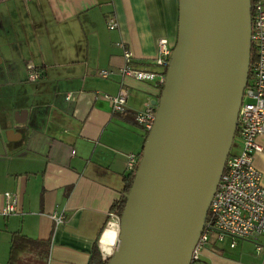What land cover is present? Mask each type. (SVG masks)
Here are the masks:
<instances>
[{
	"label": "crops",
	"instance_id": "obj_1",
	"mask_svg": "<svg viewBox=\"0 0 264 264\" xmlns=\"http://www.w3.org/2000/svg\"><path fill=\"white\" fill-rule=\"evenodd\" d=\"M177 29L178 0H0V88L18 93L15 102L0 97V208L5 191L18 208L0 213V264H88L94 245L103 258L111 255L116 240L103 242L102 234L108 225L118 232L110 213L124 194L127 154L141 157L147 136L135 114L156 109L161 93L157 75L121 73L117 43L131 49L132 67L159 74L158 40L173 47ZM28 64L42 76L27 80ZM121 90L124 113L104 97ZM257 141L253 163L264 184V134ZM54 211L64 215L57 228ZM20 235L29 242L12 254ZM241 240L233 247L210 241L195 264H264V252H244Z\"/></svg>",
	"mask_w": 264,
	"mask_h": 264
},
{
	"label": "water",
	"instance_id": "obj_2",
	"mask_svg": "<svg viewBox=\"0 0 264 264\" xmlns=\"http://www.w3.org/2000/svg\"><path fill=\"white\" fill-rule=\"evenodd\" d=\"M250 10V0H178L177 38L154 124L107 264H191L236 132Z\"/></svg>",
	"mask_w": 264,
	"mask_h": 264
},
{
	"label": "built area",
	"instance_id": "obj_3",
	"mask_svg": "<svg viewBox=\"0 0 264 264\" xmlns=\"http://www.w3.org/2000/svg\"><path fill=\"white\" fill-rule=\"evenodd\" d=\"M30 1V0H24ZM253 15L250 25V50L253 59L250 61L248 72L249 81L246 83L240 105L237 110L236 134L241 138L239 151L230 152L217 182L213 196L209 203L205 223L191 252V264L199 260L204 247L210 241H229L233 247L237 239L257 240L264 236V184L261 183V173L253 163V156L261 151L257 141L260 134H264V2L254 0L251 3ZM117 25L113 17L107 19V27L112 29ZM122 50L124 65L121 73L139 79H151L155 75L161 85L165 80V73H153L148 70L131 66L132 51L123 42L117 43ZM172 46L166 38L158 40V52L155 63L167 67ZM107 77L109 71L100 69L97 72ZM40 77V71L31 64L27 65V80L34 81ZM73 94L68 92L65 99H71ZM114 112L124 113L127 92L121 90L116 94L104 93ZM135 120L148 131L155 120V109L149 104L135 114ZM140 156L134 152L127 154L126 172H135ZM3 204L0 213L3 215L15 214L17 198L14 193H2ZM54 227L57 228L64 220L63 212L54 211L51 214ZM111 218L119 221V216L111 212ZM256 250L264 252V245L256 243Z\"/></svg>",
	"mask_w": 264,
	"mask_h": 264
},
{
	"label": "trees",
	"instance_id": "obj_4",
	"mask_svg": "<svg viewBox=\"0 0 264 264\" xmlns=\"http://www.w3.org/2000/svg\"><path fill=\"white\" fill-rule=\"evenodd\" d=\"M254 0H250V2L252 3ZM250 13H251V17L253 15V11H252V8L250 10ZM253 59V51H252V48L250 50V61ZM164 72H166V67L164 69ZM42 75L40 74V77ZM249 78H250V74L248 72V78H247V82L249 81ZM161 87V90L163 88V85L160 86ZM237 130V129H236ZM235 135H236V132H235ZM230 152H231V149H230ZM134 174L135 172H128L124 175V187H123V191H124V194L127 193L131 187V184H132V181H133V178H134ZM124 194H122L115 202L114 204L112 205V211H114L119 217L122 213V210H123V207H124V203H125V196ZM29 242V239L26 238L25 236L23 235H20V236H16L14 237L13 239V242H12V247H11V253L14 254L22 244H28ZM108 259L109 257H106V258H103L101 256V253H100V250L98 249V246L97 245H94L91 250H90V260H89V263L88 264H107L108 263Z\"/></svg>",
	"mask_w": 264,
	"mask_h": 264
},
{
	"label": "rangeland",
	"instance_id": "obj_5",
	"mask_svg": "<svg viewBox=\"0 0 264 264\" xmlns=\"http://www.w3.org/2000/svg\"><path fill=\"white\" fill-rule=\"evenodd\" d=\"M37 80V79H36ZM26 83V82H25ZM29 83V82H28ZM27 84V83H26ZM31 84H35V82L34 83H31ZM3 92H5L6 93V95H7V97H9V99H10V101H13V102H15L17 99H16V97H17V95H18V93H17V90H16V92H14L13 90H10V91H8V90H5V89H3V88H0V97L2 96V93ZM238 142H240V146H241V138H240V136L239 135H235L234 136V138H233V142H232V146H231V152H233L234 150H235V146H236V144L238 143ZM240 149V148H239ZM239 151V150H238ZM257 239H260V240H264V236H259ZM238 240H240V239H237V241ZM236 241V242H237ZM241 243L243 244V245H246V248H244L243 247V251L244 252H246V251H249V252H256V253H259L257 250H256V243H258V240H251V239H244V241L243 240H241ZM248 246H249V248H248ZM239 247H241V245H239ZM238 247V248H239ZM228 247L225 245V247H224V249H227Z\"/></svg>",
	"mask_w": 264,
	"mask_h": 264
},
{
	"label": "bare ground",
	"instance_id": "obj_6",
	"mask_svg": "<svg viewBox=\"0 0 264 264\" xmlns=\"http://www.w3.org/2000/svg\"><path fill=\"white\" fill-rule=\"evenodd\" d=\"M111 224V223H110ZM114 225V224H112ZM109 227H106L103 234H102V240L104 241H109L112 240L113 238L116 240V227H113L111 225H108Z\"/></svg>",
	"mask_w": 264,
	"mask_h": 264
}]
</instances>
